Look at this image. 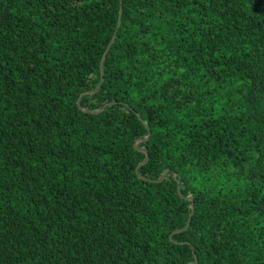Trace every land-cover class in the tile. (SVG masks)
<instances>
[{
    "label": "trees",
    "instance_id": "trees-1",
    "mask_svg": "<svg viewBox=\"0 0 264 264\" xmlns=\"http://www.w3.org/2000/svg\"><path fill=\"white\" fill-rule=\"evenodd\" d=\"M195 260L264 264V0H0V264Z\"/></svg>",
    "mask_w": 264,
    "mask_h": 264
},
{
    "label": "water",
    "instance_id": "water-1",
    "mask_svg": "<svg viewBox=\"0 0 264 264\" xmlns=\"http://www.w3.org/2000/svg\"><path fill=\"white\" fill-rule=\"evenodd\" d=\"M120 3L122 4V0H120ZM121 11H122V6H120V20H119V24H120V22H121V14H122ZM115 36H116V35H114L112 41L110 42V44L108 45V47H107V49H106V51H105V53H104V56H103V59H102V75H104V68H103L104 57L106 56V54H107V52H108V50H109L111 44L113 43V41H114V39H115ZM102 80H103V77H102ZM102 80H101V82H102ZM101 82H100V84L97 86V88H96L95 90H93V91H88L87 93H94L95 91H97V90L100 88ZM78 102H79V100H78ZM104 106H105V105H104ZM104 106H101L100 108H98L97 110H94V111H93V110H89V109H87V108H84V110H86V111H88V112L95 113V112H100V111L104 108ZM149 135H150V133H149L147 136H145V137H143V138H141V139H147V138L149 137ZM146 157H147V156H146ZM146 159H147V158H145V160L141 163V165L144 164V163L146 162ZM164 175H165V173L162 174V176L160 177L159 181L163 179ZM188 199L192 200V198H188ZM192 205H193V202H192ZM196 262H197V260H195V262H193V264H195Z\"/></svg>",
    "mask_w": 264,
    "mask_h": 264
}]
</instances>
